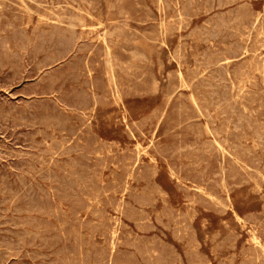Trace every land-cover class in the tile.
Masks as SVG:
<instances>
[{
	"label": "rangeland",
	"instance_id": "1",
	"mask_svg": "<svg viewBox=\"0 0 264 264\" xmlns=\"http://www.w3.org/2000/svg\"><path fill=\"white\" fill-rule=\"evenodd\" d=\"M183 1L0 0V264H264V0Z\"/></svg>",
	"mask_w": 264,
	"mask_h": 264
},
{
	"label": "bare ground",
	"instance_id": "2",
	"mask_svg": "<svg viewBox=\"0 0 264 264\" xmlns=\"http://www.w3.org/2000/svg\"><path fill=\"white\" fill-rule=\"evenodd\" d=\"M36 1H37V0H36ZM40 1H41V0H40ZM51 1H52V0H51ZM175 1H176V0H175ZM177 1H178V0H177ZM182 1H183V0H182ZM199 1H201V0H199ZM3 2H4V1H3ZM5 2H6V1H5ZM18 2H19V0H18ZM31 2H32V1H31ZM31 2H30V4H31ZM92 2H93V1H92ZM97 2H98V1H97ZM111 2H112V1H111ZM168 2H169V0H168ZM183 2H184V1H183ZM213 2H214V1H213ZM246 2H247V1H246ZM11 3H12V2H11ZM24 3H25V2H24ZM33 3H34V2H33ZM44 3H46V2H44ZM55 3H56V2H55ZM75 3H77V2H75ZM95 3H96V1H95ZM124 3L126 4V2H124ZM132 3L134 4V1H133ZM154 3H155V1H154ZM169 3H170V2H169ZM217 3H219V2L217 1ZM7 4H8V2H7ZM40 4H41V3H40ZM40 4H39V5H40ZM86 4H87V3H86ZM92 4H93V3H92ZM92 4H91V5H92ZM96 4H97V3H96ZM109 4H110V3H109ZM122 4H123V3H122ZM144 4H145V2H144ZM144 4H143V5H144ZM162 4H163V3H162ZM175 4H177V3H175ZM203 4H204V2H203ZM203 4H202V5H203ZM219 4H220V3H219ZM2 5H3V4H2ZM4 5H5V3H4ZM4 5H3V6H4ZM11 5H12V4H11ZM25 5H26V4H25ZM42 5H43V4H42ZM64 5H65V4H64ZM89 5H90V4H89ZM89 5H88V6H89ZM91 5H90V8H92ZM97 5H98V4H97ZM111 5H112V4H111ZM170 5H171V4H170ZM222 5H223V4L221 3V6H222ZM239 5H240V4H239ZM244 5H245V4H244ZM46 6H47V5H46ZM58 6H59V4H58ZM60 6H61V5H60ZM92 6H93V5H92ZM144 6H145V5H144ZM158 6H159V5H158ZM175 6H176V5H175ZM191 6H192V5H191ZM194 6H195V5H194ZM216 6H217V5H216ZM13 7H14V5H13ZM27 7H28V5H27ZM44 7H45V6H44ZM70 7H71V6H70ZM70 7H69V8H70ZM77 7H78V6H77ZM120 7H121V5H120ZM129 7H130V6H129ZM132 7H133V6H132ZM134 7H135V6H134ZM142 7H143V6H142ZM238 7H239V6H238ZM238 7H236V8H238ZM5 8H7V7H5ZM8 8H9V6H8ZM20 8H21V7H20ZM94 8L96 9V7H94ZM111 8H112V7H111ZM125 8H126V7H125ZM140 8H141V7H140ZM144 8H145V7H144ZM195 8H196V7H195ZM195 8H194L193 10H195ZM199 8H201V7L199 6ZM202 8H203V6H202ZM246 8H247V6H246ZM29 9H30V8H29ZM35 9H36V8H35ZM38 9H39V8H38ZM57 9L59 10L58 7H57ZM60 9H62V8H60ZM76 9H79V7L76 8ZM92 9H93V8H92ZM112 9H113V8H112ZM130 9H131V8H130ZM149 9H150V8H149ZM178 9H179V8H178ZM182 9H183V8H182ZM6 10H7V9H6ZM18 10H19V9H18ZM25 10H27V9H25ZM33 10H34V9H33ZM43 10H45V9H43ZM74 10H75V9H74ZM93 10H94V9H93ZM122 10H123V7H122ZM134 10H135V9H134ZM204 10H205V9H204ZM230 10H231V9H230ZM241 10H242V9H241ZM248 10H249V9H248ZM252 10H253V9H252ZM3 11H4V10H3ZM8 11H9V10H8ZM21 11H22V9H21ZM27 11H28V10H27ZM31 11H32V10H31ZM48 11H49V10H48ZM59 11H60V10H59ZM61 11H62V10H61ZM88 11H89V9H88ZM131 11H133V10H131ZM131 11H129V14H131V13H130ZM145 11H146V10H145ZM149 11H150V10H149ZM151 11H152V10H151ZM175 11H176V10H175ZM181 11H182V10H181ZM190 11H191V10H190ZM233 11H234V10H233ZM239 11H240V10H239ZM249 11H250V10H249ZM249 11H248V13H252V12H249ZM12 12H13V11H12ZM33 12H34V11H33ZM36 12H38V11H36ZM36 12H35V13H36ZM51 12H52V11H51ZM68 12H69V10H68ZM117 12H118V10H117ZM146 12H147V11H146ZM191 12H192V11H191ZM240 12H242V11H240ZM8 13H10V12H8ZM39 13H40V12H39ZM65 13H66V12H65ZM132 13H133V12H132ZM135 13H136V12H135ZM148 13H149V12H148ZM163 13H164V12H163ZM214 13H215V12H214ZM226 13H227V12H226ZM24 14H25V12H24ZM28 14H29V13H28ZM28 14H27V15H28ZM36 14H37V13H36ZM75 14H76V12H75ZM75 14H74L75 17L78 16V15H75ZM78 14H79V13H78ZM190 14H191V13H190ZM224 14H225V13H224ZM252 14H253V13H252ZM257 14H258V13H257V11H256V16H257ZM12 15H13V14H12ZM72 15H73V14H72ZM137 15H138V14H137ZM142 15H143V14H142ZM142 15H141V16H142ZM144 15H145V14H144ZM163 15H164V14H163ZM192 15L194 16V14H192ZM261 15H262V14H261ZM10 16H11V15H10ZM60 16H61V15H60ZM74 16H73V17H74ZM81 16H82V15H81ZM120 16H121V15H120ZM131 16L133 17V15H131ZM148 16H149V15H148ZM148 16H147V17H148ZM227 16H228V15H227ZM233 16H234V15H233ZM245 16H246V14H245ZM7 17H8V16H7ZM23 17H24V16H23ZM29 17H30V16H29ZM132 17H131V18H132ZM136 17H137V16H136ZM225 17H226V16H225ZM254 17H255V16H254ZM10 18H11V17H10ZM10 18H9V19H10ZM26 18H27V17H26ZM60 18H61V17H60ZM150 18H151V16L149 17V19H150ZM182 18H183V17H182ZM231 18H232V17H231ZM28 19H29V18H28ZM52 19H54V18H52ZM52 19H51V20H52ZM83 19H84V18H83ZM134 19H135V18H134ZM142 19H144V18H142ZM146 19H147V18H146ZM151 19H152V18H151ZM169 19H170V18H169ZM226 19H228V18H226ZM251 19H252V17H251ZM251 19H249V20H251ZM253 19H255V18H253ZM5 20H6V19H5ZM10 20H11V19H10ZM39 20H40V19H39ZM49 20H50V17H49ZM120 20H121V19H120ZM123 20H124V18H123ZM130 20H131V19H130ZM132 20H133V19H132ZM159 20H160V19H159ZM212 20H213V19H212ZM229 20H230V19H229ZM1 21H2V20H1ZM44 21H45V20H44ZM65 21H66V20H65ZM84 21H85V20H84ZM189 21H190V19H189ZM204 21H205V20H204ZM217 21H218V19H217ZM251 21H252V20H251ZM4 22H5V21H4ZM16 22H18V21H16ZM36 22H38V21H36ZM67 22H68V21H67ZM67 22H64V23H67ZM127 22H128V21H127ZM206 22H207V21H206ZM247 22H248V21H247ZM19 23H20V22H19ZM39 23H40V22H39ZM43 23H44V22H43ZM62 23H63V22H62ZM64 23H63V24H64ZM69 23H70V22H69ZM69 23H68V25H69ZM73 23H74V22H73ZM73 23H71V24H73ZM121 23H122V22H121ZM171 23H172V22H171ZM261 23H262V22H261ZM6 24H7V23H6ZM49 24H51V23H49ZM76 24H77V23H76ZM76 24H73V25H76ZM84 24H85V23H84ZM114 24H115V23H114ZM153 24H154V23H153ZM161 24H162V23H161ZM230 24H231V23H229V25H230ZM20 25H21V24H20ZM47 25H48V23H47ZM78 25H79V24H78ZM115 25H116V24H115ZM156 25H157V24H156ZM158 25H159V24H158ZM158 25H157V26H158ZM177 25H179V23H178ZM218 25H219V24H218ZM245 25H246V24H245ZM250 25H251V24H250ZM250 25H249V26H250ZM22 26H23V25H22ZM71 26H72V25H71ZM79 26H80V25H79ZM81 26H82V25H81ZM81 26H80V27H81ZM98 26H99V25H98ZM116 26H117V25H116ZM127 26H128V25H127ZM179 26H180V25H179ZM187 26H188V25H187ZM239 26H240V25H239ZM51 27H52V26H51ZM51 27H50V29H51ZM64 27H66V26H64ZM93 27H96V26H93ZM168 27H169V26H168ZM208 27H209V25H208ZM222 27H223V26H222ZM229 27H231V26H229ZM234 27H235V26H234ZM251 27H252V26H251ZM261 27H262V26H261ZM24 28H25V27H24ZM105 28H106V27H105ZM114 28H115V27H114ZM114 28L112 29V31L115 30ZM146 28H148V27H146ZM160 28H161V27H160ZM223 28H224V27H223ZM223 28H222V29H223ZM50 29H49V30H50ZM128 29H129V28H128ZM167 29H168V28H167ZM179 29H180V28H179ZM191 29H192V28H191ZM201 29H202V28H201ZM263 29H264V28H263ZM43 30H46V29H43ZM47 30H48V29H47ZM124 30H125V29H124ZM147 30H148V29H147ZM169 30H170V29H169ZM227 30H228V29H227ZM247 30H248V29H247ZM261 30H262V29H261ZM112 31H111V32H112ZM4 32H5V31H4ZM9 32H10V31H9ZM30 32H31V31H30ZM77 32H78V31H77ZM105 32H106V31H105ZM120 32H121V30H120ZM124 32H125V31H124ZM126 32H128V31H126ZM136 32H137V31H136ZM142 32H144V31H142ZM147 32H148V31H147ZM150 32H152V31H150ZM244 32H245V31H244ZM78 33H79V32H78ZM103 33H104V32H103ZM116 33H117V32H116ZM116 33H115V34H116ZM153 33H154V32H153ZM171 33H172V32H171ZM195 33H196V32H195ZM225 33H226V32H225ZM237 33H238V32H237ZM1 34H2V33H1ZM7 34H8V32H7ZM39 34H40V33H39ZM79 34H80V33H79ZM79 34H78V36H79ZM88 34H89V33H88ZM113 34H114V33H113ZM124 34H125V33H124ZM130 34H131V33H130ZM145 34H146V33H145ZM148 34H150V33H148ZM133 35H134V34H133ZM142 35H143V34H142ZM195 35H196V34H195ZM247 35H248V34H247ZM247 35H245V36H247ZM78 36H77V37H78ZM85 36H86V35H85ZM100 36H101V35H100ZM130 36H131V35H130ZM146 36H147V35H146ZM237 36H238V35H237ZM103 37H104V34H103ZM113 37H115V36H113ZM122 37H123V36H122ZM131 37H132V36H131ZM144 37H145V36H144ZM149 37H150V36H149ZM153 37L155 38V36H153ZM180 37H181V36H180ZM188 37H189V36H188ZM202 37H203V36H202ZM29 38H30V36H29ZM80 38H81V37H80ZM86 38H87V36H86ZM88 38H89V37H88ZM111 38H112V37H111ZM111 38H110V39H111ZM124 38H125V37H124ZM183 38H184V37H183ZM186 38H187V37H186ZM208 38H209V37H208ZM237 38H239V37H237ZM260 38H261V37H260ZM104 39H105V38H104ZM108 39H109V37H108ZM150 39H151V38H150ZM155 39H156V38H155ZM198 39H199V38H198ZM210 39H211V38H210ZM255 39H256V38H255ZM10 40H11V38H10ZM31 40H32V39H31ZM48 40H49V39H48ZM76 40H77V39H76ZM132 40H133V38H132ZM136 40H137V39H136ZM136 40H135V41H136ZM178 40H179V39H178ZM201 40H202V39H201ZM223 40H224V39H223ZM235 40H236V39H235ZM246 40H247V39H246ZM259 40H260V39H259ZM1 41H2V40H1ZM16 41H17V40H16ZM44 41H45V39H44ZM86 41H87V40H86ZM113 41H114V40H113ZM122 41H124V40H122ZM135 41H134V42H135ZM212 41H213V40H212ZM230 41H231V40H230ZM239 41H240V40H239ZM18 42H19V41H18ZM30 42H31V41H30ZM53 42H54V41H53ZM87 42H88V41H87ZM134 42H133V43H134ZM186 42H187V41H186ZM227 42H228V41H227ZM11 43H12V42H11ZM47 43H48V42H47ZM107 43H108V42H107ZM112 43H113V42H112ZM130 43H131V42H130ZM204 43H205V41H204ZM252 43H253V42H252ZM256 43H257V41H256ZM256 43H255V44H256ZM0 44H1V43H0ZM38 44H39V43H38ZM51 44H52V43H51ZM95 44H97V43H95ZM100 44H101V43H100ZM113 44H114V43H113ZM122 44H123V43H122ZM127 44H128V43H127ZM212 44H213V43H212ZM221 44H222V43H221ZM261 44H262V43H261ZM8 45H10V44H8ZM32 45H33V44H32ZM123 45H124V44H123ZM131 45H132V44H131ZM136 45H137V44H136ZM74 46H75V45H74ZM98 46H99V45H98ZM132 46H134V45H132ZM138 46H140V45H138ZM176 46H177V45H176ZM214 46H215V45H214ZM253 46H254V45H253ZM255 46H256V45H255ZM14 47H15V46H14ZM18 47H19V46H18ZM101 47H102V45H101ZM217 47H218V46H217ZM217 47H216V48H217ZM220 47H221V45H220ZM226 47H227V46H226ZM257 47H258V46H256V49H257ZM5 48H6V47H5ZM27 48H28V47H27ZM80 48H81V47H80ZM98 48H99V47H98ZM127 48H128V47H127ZM129 48H130V47H129ZM175 48H176V47H175ZM234 48H235V47H234ZM234 48H233V49H234ZM261 48H262V47H261ZM17 49H18V48H17ZM45 49H46V48H45ZM101 49H102V48H101ZM122 49H123V48H122ZM122 49H121V50H122ZM183 49H184V48H183ZM185 49H186V48H185ZM204 49H205V48H204ZM214 49H215V48H214ZM21 50H22V49H21ZM98 50H99V49H98ZM104 50H105V48H104ZM205 50H206V49H205ZM259 50H260V49H259ZM201 51H202V50H201ZM201 51H200V52H201ZM241 51H242V50H241ZM252 51H253V50H252ZM252 51H250V54L252 53ZM2 52L4 53L5 51H2ZM24 52H25V51H24ZM32 52H33V51H32ZM49 52H50V51H49ZM52 52H54V51L52 50ZM82 52H83V51H82ZM91 52H92V51H91ZM94 52H95V51H94ZM96 52H97V51H96ZM135 52H136V51H135ZM200 52H199V53H200ZM46 53H48V52H46ZM50 53H51V52H50ZM178 53H179V52H178ZM215 53H216V52H215ZM40 54H41V53H40ZM101 54H102V53H101ZM169 54H170V53H169ZM183 54H184V56H185V53H183ZM225 54H226V53H225ZM36 55H37V54H36ZM47 55H48V54H47ZM75 55H77V54H75ZM85 55H86V54H85ZM98 55H99V54H98ZM103 55H104V54H103ZM109 55H110V54H108V56H109ZM125 55H126V54H125ZM180 55H181V54H180ZM180 55H179V56H180ZM218 55H220V54H218ZM239 55H240V54H239ZM251 55H252V54H251ZM33 56H34V55H33ZM40 56H41V55H40ZM86 56H88V55H86ZM86 56H85V58H86ZM94 56H95V55H94ZM96 56H97V55H96ZM172 56H174V55H172ZM227 56L229 57V55H227ZM227 56H226V57H227ZM245 56H246V55H245ZM262 56H263V55H262ZM37 57H38V56H37ZM64 57H65V56H64ZM83 57H84V56H83ZM98 57H99V56H98ZM149 57H150V56H149ZM214 57H215V56H214ZM252 57H253V56H252ZM70 58H71V57H70ZM70 58H69V59H70ZM80 58H82V57L80 56ZM99 58H100V57H99ZM176 58H177V57H176ZM210 58H211V57H210ZM245 58H247V57H245ZM41 59H42V58H41ZM61 59H62V58H61ZM75 59H77V58H75ZM102 59H103V58H102ZM129 59H130V58H129ZM173 59H174V58H173ZM177 59H178V58H177ZM181 59H182V58H181ZM2 60H3V59H2ZM14 60H15V59H14ZM85 60H86V59H85ZM110 60H111V58H110ZM196 60H197V59H196ZM200 60H201V59H200ZM208 60H209V59H208ZM211 60H212V59H211ZM213 60H214V59H213ZM229 60H230V59H229ZM253 60H254V59H253ZM15 61H16V60H15ZM19 61H20V60H19ZM40 61H42V60H40ZM75 61H76V60H75ZM75 61H74V62H75ZM88 61H89V60H88ZM90 61H91V60H90ZM118 61H119V59H118ZM178 61H179V60H178ZM209 61H210V60H209ZM221 61H222V60H221ZM255 61H257V60L255 59ZM255 61H254V62H255ZM9 62H13V60H12V61H9ZM71 62H72V61H71ZM95 62H96V61H95ZM97 62H99V61H97ZM97 62H96V63H97ZM125 62H126V61H125ZM125 62H124V63H125ZM214 62H215V61H214ZM222 62H223V61H222ZM240 62H241V61H240ZM240 62H239V63H240ZM247 62H249V61H247ZM263 62H264V61H263ZM7 63H8V62H7ZM15 63H16V62H15ZM41 63H42V62H41ZM62 63H64V62H62ZM67 63H69V62H67ZM77 63H78V61H77ZM102 63H103V62H102ZM105 63H106V62H105ZM109 63H110V62H109ZM122 63H123V62H122ZM124 63H123V64H124ZM158 63H159V60H158ZM227 63H228V62H227ZM239 63H238V64H239ZM252 63H253V62H252ZM8 64H9V63H8ZM13 64H14V63H13ZM36 64H37V63H36ZM50 64H51V63H50ZM53 64H54V63H53ZM79 64H80V63H79ZM106 64H107V63H106ZM125 64H126V63H125ZM151 64H152V63H151ZM159 64H160V63H159ZM159 64H158V65H159ZM178 64H180V63L178 62ZM182 64H183V63H182ZM185 64H186V62H185ZM250 64H251V63H250ZM15 65H16V64H15ZM22 65H23V63H22ZM47 65H48V63H47ZM47 65H46V66H47ZM58 65H59V64H58ZM60 65H62V64H60ZM148 65H149V64H148ZM160 65H161V64H160ZM6 66H7V65H6ZM8 66H9V65H8ZM10 66H11V65H10ZM23 66H24V65H23ZM49 66H50V65H49ZM65 66H66V64H65ZM88 66H89V65H88ZM90 66H91V65H90ZM92 66H93V65H92ZM92 66H91V67H92ZM99 66H100V65H99ZM102 66H103V65H102ZM127 66H128V65H127ZM130 66H131V65H130ZM200 66H201V67H204V66H202V65H200ZM224 66H225V65H224ZM237 66H238V65H237ZM250 66H251V65H250ZM258 66H259V65H258ZM70 67H72V66H70ZM91 67H90V68H91ZM95 67H96V66H95ZM131 67L134 68V66H131ZM131 67H130V68H131ZM233 67H234V66H233ZM233 67H232V68H233ZM59 68H60V67H59ZM100 68H101V70H102V67H100ZM100 68H99L98 70H100ZM108 68H109V67H108ZM128 68H129V67H128ZM133 68H132V71L135 70V69L133 70ZM195 68H196V66H195ZM230 68H231V67H230ZM249 68H250V67H249ZM255 68H256V67H255ZM48 69H49V68H48ZM65 69H66V68H65ZM69 69H70V68H69ZM95 69H96V68H95ZM137 69H140V68H137ZM209 69H212V68H209ZM226 69H227V68H226ZM260 69H262V68H260ZM13 70H14V69H13ZM13 70H12V71H13ZM45 70H46V68H45ZM49 70H50V69H49ZM58 70H59V69H58ZM61 70H62V68H61ZM61 70H60V73H61ZM70 70H71V69H70ZM93 70H94V69H93ZM190 70H191V69H190ZM192 70H194V69H192ZM7 71H8V70H7ZM10 71H11V70H10ZM53 71H54V73H55V70H53ZM67 71H68V70H67ZM76 71H77V70H76ZM83 71H85V70H83ZM146 71H147V70H146ZM188 71H189V70H188ZM196 71H197V68H196ZM198 71H199V70H198ZM205 71H206V70H205ZM205 71H203V72H205ZM227 71H228V69H227ZM230 71H231V70H230ZM14 72H15V71H14ZM62 72H63V71H62ZM99 72H100V71H99ZM101 72H102V71H101ZM105 72H106V71H104V73H105ZM208 72H209V71H208ZM231 72H232V71H231ZM64 73H65V72H64ZM86 73H87V72H86ZM228 73H229V72H228ZM80 74H81V73H80ZM84 74H85V72H84ZM143 74H145V73H143ZM143 74H142V76H143ZM149 74H150V73H149ZM229 74H230V73H229ZM55 75H56V74H55ZM74 75H75V74H74ZM76 75H77V74H76ZM86 75H87V74H86ZM114 75H116V74H114ZM114 75H113V76H114ZM135 75H136V74H135ZM174 75H175V74H174ZM177 75H178V74H177ZM242 75H243V74H242ZM247 75H248V74H247ZM251 75H252V74H251ZM251 75H250V76H251ZM263 75H264V73H263ZM6 76H7V75H6ZM56 76H57V75H56ZM68 76H70V75H68ZM83 76H84V75H83ZM88 76H89V75H88ZM116 76H117V75H116ZM167 76L169 77L168 74H167ZM190 76H191V75H190ZM248 76H249V75H248ZM10 77H11V76H10ZM43 77H44V76H43ZM58 77H59V74H58ZM63 77H64V76H63ZM71 77H72V76H71ZM94 77H95V76H94ZM114 77H115V76H114ZM170 77L173 78L172 75H171ZM243 77H244V76H243ZM260 77H261V76H260ZM3 78H4V77H3ZM11 78H12V77H11ZM69 78H70V77H69ZM69 78H68V79H69ZM77 78H78V76H77ZM80 78H81V77H80ZM100 78H101V77H100ZM108 78H109V77H108ZM138 78H139V77H138ZM174 78H175V77H174ZM176 78H177V77H176ZM176 78H175V80H176ZM179 78H180V77H178V80H179ZM194 78H195V77H194ZM197 78H198V77H197ZM209 78H210V77H209ZM262 78H263V77H262ZM4 79H5V78H4ZM4 79H3V80H4ZM9 79H10V78H9ZM66 79H67V78H66ZM68 79H67V80H68ZM86 79H87V78H86ZM86 79H85V80H86ZM101 79H102V78H101ZM109 79H110V78H109ZM109 79H108V80H109ZM153 79H154V78H153ZM190 79H191V78H190ZM228 79H229V78H228ZM252 79H253V77H252ZM53 80H56L55 77H54ZM61 80H63V79H61ZM69 80H70V79H69ZM83 80H84V79H83ZM85 80H84V81H85ZM96 80H97V79H96ZM149 80H150V78H149ZM187 80H188V79H187ZM195 80H196V78H195ZM198 80H199V79H198ZM204 80H205V79H204ZM231 80H232V79H231ZM247 80H248V79H247ZM249 80H250V79H249ZM256 80H257V79H256ZM5 81H6V80H5ZM8 81H9V80H8ZM51 81H52V80H51ZM59 81H60V80H59ZM78 81H79V79H78ZM98 81H99V79H98ZM151 81H152V80H151ZM154 81H155V80H154ZM168 81H169V80H168ZM176 81H177V80H176ZM199 81H200V80H199ZM234 81H235V80H234ZM240 81H241V80H240ZM240 81H238V82H240ZM68 82H69V81H68ZM111 82H112V80H111ZM171 82H172V81H171ZM173 82H175V81L173 80ZM194 82H195V81H194ZM215 82H216V80H215ZM222 82H223V81H222ZM235 82H237V81H235ZM254 82H255V81H254ZM39 83H40V82H39ZM57 83H58V82H56V84H57ZM95 83H96V82H95ZM117 83H118V82H117ZM137 83H138V82H137ZM250 83H251V82H250ZM256 83H257V82H256ZM40 84H41V83H40ZM42 84H43V83H42ZM56 84H55V85H56ZM60 84H61V83H60ZM62 84H63V83H62ZM156 84H157V83H156ZM174 84H175V83H174ZM174 84H172V85H174ZM219 84H220V83H219ZM263 84H264V82H263ZM76 85H78V83H77ZM76 85H75V86H76ZM99 85H100V84H99ZM115 85H116V84H115ZM132 85H133V84H132ZM140 85H141V84H140ZM143 85H144V84H143ZM149 85H150V84H149ZM151 85H152V84H151ZM157 85H158V84H157ZM189 85H190V84H189ZM231 85H232V84H231ZM46 86H47V84H46ZM52 86H53V85H52ZM60 86H61V85H60ZM75 86H74V87H75ZM83 86H84V85H83ZM112 86H113V85H112ZM118 86H119V85H118ZM124 86H125V85H124ZM144 86H145V85H144ZM177 86H178V84H177ZM190 86H191V85H190ZM193 86H194V84H193ZM193 86H192V87H193ZM233 86H234V84H233ZM44 87H45V85H44ZM57 87H58V86H57ZM70 87H71V86H70ZM86 87H87V86H86ZM128 87H129V86H128ZM133 87H134V86H133ZM170 87H171V86H170ZM41 88H42V87H41ZM41 88H40V89H41ZM45 88H47V87H45ZM53 88H54V87H53ZM82 88H83V87H82ZM93 88H94V87H93ZM98 88H99V87H98ZM109 88H111V87L109 86ZM119 88H120V86H119ZM130 88H131V87H130ZM150 88H153V87L151 86ZM150 88H149V86H148V89H150ZM184 88H185V87H184ZM187 88H188V87H187ZM236 88H237V87H236ZM48 89H49V87H48ZM61 89H62V88H61ZM76 89H78V88L76 87ZM79 89H80V88H79ZM91 89H92V88H91ZM154 89H155V88H154ZM194 89H195V88H194ZM232 89H233V88H232ZM245 89H246V88H245ZM249 89H250V88H249ZM256 89H257V88H256ZM44 90H45V89H44ZM56 90H57V89H56ZM74 90H75V89H74ZM84 90H85V89H84ZM96 90H97V89H96ZM101 90H102V89H101ZM111 90H112V88H111ZM195 90H196V89H195ZM205 90H207V89H205ZM263 90H264V89H263ZM263 90H261V91H263ZM68 91H69V90H68ZM68 91H67V92H68ZM123 91L125 92V90H123ZM136 91H138V90H136ZM147 91H148V90H147ZM147 91H146V92H147ZM149 91H150V90H149ZM155 91H156V90H155ZM232 91H233V90H232ZM255 91H256V90H255ZM52 92H53V91H52ZM60 92H61V91H60ZM82 92H83V91H82ZM85 92H86V91H85ZM85 92H84V93H85ZM113 92H114V91H113ZM144 92H145V91H144ZM174 92H176V91L174 90ZM196 92H197V91H196ZM257 92H258V91H257ZM37 93H38V92H37ZM45 93H47V92H45ZM45 93H44V94H45ZM94 93H95V92H94ZM104 93H105V92H104ZM118 93H119V92H118ZM156 93H157V92H156ZM167 93H168V91H167ZM261 93H262V92H260V94H261ZM263 93H264V91H263ZM44 94H42V95H44ZM59 94H60V93H59ZM121 94H123V93H121ZM121 94H120V95H121ZM133 94H134V93H133ZM140 94H141V93H140ZM173 94H174V93H173ZM173 94H172V95H173ZM178 94H179V93H178ZM180 94H181V92H180ZM203 94H205V92H204ZM37 95H38V94H37ZM49 95H50V94H49ZM56 95H57V93H56ZM88 95H91V94L89 93ZM107 95H109V93H108ZM144 95H146V93H145ZM191 95H192V94H191ZM251 95H253V94H251ZM71 96H73V94H72ZM128 96H129V94H128ZM134 96H135V94H134ZM137 96H138V95H137ZM140 96H141V95H140ZM179 96H181V95H179ZM183 96H184V95H183ZM256 96H257V95H256ZM54 97H55V95H54ZM64 97H65V96H64ZM106 97H107V96H106ZM185 97H186V96H185ZM190 97H191V96H190ZM200 97H201V96H200ZM236 97H238V94L236 95ZM262 97H263V95H262ZM56 98H57V97H56ZM73 98H74V97H73ZM112 98H113V97H112ZM117 98H118V97H117ZM187 98H188V97H187ZM187 98H186V99H187ZM193 98H194V96H193ZM234 98H235V97H234ZM57 99H58V98H57ZM64 99H65V98H64ZM101 99H102V98H101ZM119 99H120V98H119ZM195 99L197 100V98H195ZM235 99H236V98H235ZM67 100H68V99H67ZM97 100H99V99H97ZM112 100H113V99H112ZM189 100H190V99H189ZM199 100H201V99L199 98ZM54 101H55V100H54ZM68 101L70 102L71 100H68ZM101 101H102V100H101ZM103 101H104V100H103ZM117 101H118V99H117ZM197 101H198V100H197ZM238 101H239V100H238ZM261 101H263V100H261ZM261 101H260V102H261ZM90 102H91V101H90ZM97 102H98V101H97ZM105 102H106V101H105ZM109 102H110V101H109ZM202 102H203V101H202ZM202 102H201V103H202ZM254 102H255V101H254ZM25 103H26V101H25ZM100 103H101V102H100ZM115 103H116V102H115ZM121 103H122V102H121ZM198 103L200 104V102H198ZM258 103H259V102H258ZM262 103H263V102H262ZM27 104H28V103H27ZM72 104H73V103H72ZM90 104H91V103H90ZM182 104H183V102H182ZM182 104H181V105H182ZM184 104H185V103H184ZM195 104H196V106H197V103H195ZM195 104H194V105H195ZM202 104H203V103H202ZM242 104H243V103H242ZM251 104H252V102H251ZM0 105H1V104H0ZM22 105H23V104H22ZM49 105H52V104H49ZM64 105H65V104H64ZM91 105H92V104H91ZM100 105H101V104H100ZM104 105H105V104H104ZM194 105H193V106H194ZM212 105H214V104H212ZM219 105H220V104H219ZM222 105H224V104H222ZM92 106H93V105H92ZM185 106H186V104H185ZM210 106H211V105H210ZM186 107H187V106H186ZM200 107H201V106H200ZM208 107H209V106H208ZM214 107H215V106H214ZM249 107H250V106H249ZM251 107H252V106H251ZM3 108H4V107H3ZM22 108H23V107H22ZM24 108H25V107H24ZM44 108H45V107H44ZM67 108H68V107H67ZM88 108H89V107H88ZM179 108H180V107H179ZM182 108H183V107H182ZM201 108H202V107H201ZM35 109H36V108H35ZM183 109H184V108H183ZM195 109H196V108H195ZM207 109H208V108H207ZM214 109H215V108H214ZM260 109H261V108H260ZM19 110H20V109H19ZM42 110H43V109H42ZM64 110H65V109H64ZM72 110H73V109H72ZM74 110H75V109H74ZM77 110H78V108H77ZM81 110H82V108H81ZM83 110H84V109H83ZM85 110H86V109H85ZM177 110H179V109H177ZM221 110H222V109H221ZM221 110H220V111H221ZM34 111H35V110H34ZM36 111H37V110H36ZM44 111H45V109H44ZM156 111H157V110H156ZM204 111H205V110H204ZM208 111H209V110H208ZM227 111L229 112V110H227ZM242 111H243V109H242ZM256 111H257V110H256ZM32 112H33V111H32ZM41 112H42V111H41ZM79 112H80V111H79ZM89 112H90V111H89ZM157 112H158V111H157ZM50 113H51V112H50ZM82 113H84V112H82ZM201 113H202V112H201ZM201 113H200V114H201ZM206 113H207V112H205V114H206ZM232 113H233V112H232ZM238 113H239V112H238ZM238 113L236 112V115H237ZM47 114H48V113H47ZM78 114H79V113H78ZM154 114H155V113H154ZM178 114H179V113H178ZM188 114H189V113H188ZM191 114H192V113H191ZM258 114H259V113H258ZM37 115H38V114H37ZM44 115H45V114H44ZM84 115H85V114H84ZM174 115H176V114H174ZM193 115H194V114H192L191 116H193ZM195 115H196V113H195ZM202 115H203V114H202ZM149 116H150V115H149ZM160 116H161V115H160ZM185 116H186V115H185ZM189 116H190V115H189ZM233 116H234V115H233ZM253 116H254V115H253ZM48 117H49V114H48ZM71 117H72V116H71ZM73 117H74V116H73ZM150 117H151V116H150ZM153 117H154V116H153ZM153 117H152V118H153ZM161 117H162V116H161ZM178 117H179V116H178ZM198 117H199V116H198ZM206 117H207V116H206ZM206 117H205V118H206ZM229 117H230V115H229ZM260 117H261V116H260ZM74 118H76V117H74ZM86 118H87V117H86ZM152 118H150V119H152ZM182 118H186V117H182ZM222 118H224V116H223ZM234 118H235V117H234ZM243 118H244V117H243ZM258 118H259V117H258ZM191 119H193V118H191ZM195 119H196V118H195ZM227 119H228V117H227ZM232 119H233V118H232ZM73 120H74V119H73ZM141 120H142V119H141ZM147 120H148V119H147ZM206 120H207V119H206ZM209 120H210V119H209ZM225 120H226V119H224V121H225ZM233 120H234V119H233ZM143 121H144V120H143ZM214 121H215V120H214ZM80 122H81V121H80ZM222 122H223V121H222ZM225 122H226V121H225ZM252 122H253V121H252ZM130 123H131V122H130ZM133 123H134V122H133ZM230 123H232V122H230ZM250 123H251V121H250ZM256 123H257V121H256ZM258 123H259V122H258ZM71 124H72V123H71ZM136 124H137V123H136ZM138 124H139V123H138ZM194 124H195V123H194ZM244 124H245V123H244ZM191 125H193V123H192ZM195 125H196V124H195ZM206 125H207V124H206ZM219 125H220V124H219ZM250 125H251V124H250ZM250 125H249V126H250ZM252 125H253V124H252ZM252 125H251V126H252ZM259 125H260V123L258 124V126H259ZM49 126H50V125H49ZM66 126H67V125H66ZM177 126L179 127V125H177ZM222 126H223V123H222ZM251 126H250V127H251ZM254 126H255V125H254ZM261 126H262V125H260V127H261ZM40 127H41V126H40ZM83 127H84V125H83ZM85 127H86V126H85ZM126 127H127V126H126ZM130 127H131V126H130ZM139 127H140V126H139ZM139 127L137 126V128H139ZM196 127H197V125H196ZM211 127H212V126H211ZM211 127H210V128H211ZM220 127H221V126H220ZM56 128H57V127H56ZM56 128H55V129H56ZM127 128H128V127H127ZM192 128H193V127L191 126V129H192ZM207 128H208V127H207ZM239 128H240V127H239ZM256 128H257V127H256ZM59 129H60V128H59ZM131 129H132V128H131ZM194 129H195V127H194ZM231 129H232V128H231ZM251 129H253V127H251ZM46 130H47V129H46ZM91 131H92V130H91ZM136 131H137V130H136ZM193 131H194V130H193ZM221 131H222V130H221ZM261 131H262V130H261ZM92 132H93V131H92ZM134 132H135V131H134ZM195 132H196V131H195ZM199 132H200V131H199ZM211 132H212V131H211ZM240 132H241V131H240ZM48 133H49V132H48ZM196 133H197V132H196ZM224 133H225V131H224ZM227 133H228V132H227ZM237 133H238V132H237ZM241 133H243V132H241ZM251 133H252V132H251ZM257 133H258V132H257ZM259 133H260V130H259ZM263 133H264V132H263ZM59 134H60V132H59ZM64 134H65V133H64ZM64 134H63V135H64ZM245 134H246V133H245ZM51 135H52V134H51ZM199 135H200V134H199ZM199 135H198V136H199ZM212 135H213V134H212ZM228 135L230 136L231 134H228ZM239 135H240V134H239ZM127 136L129 137V134H128ZM178 136H179V135H178ZM196 136H197V135H196ZM210 136H211V135H210ZM214 136H215V135H214ZM255 136H256V135H255ZM263 136H264V135H263ZM42 137H43V136H42ZM53 137H54V136H53ZM68 137H69V136H68ZM185 137H186V136H185ZM215 137H216V136H215ZM51 138H52V137H51ZM131 138H132V137H131ZM229 138H230V137H228V139H229ZM234 138H235V137H234ZM242 138H243V137H242ZM244 138H245V137H244ZM46 139H47V138H46ZM55 139H56V138H55ZM55 139H54V140H55ZM62 139H63V138H62ZM182 139H183V138H182ZM182 139H181V140H182ZM194 139H198V138H194ZM194 139H193V140H194ZM219 139H220V138H219ZM244 140H245V139H244ZM256 140H257V139H256ZM185 141H186V140H185ZM188 141H189V140H188ZM194 141H195V140H194ZM194 141H192L193 144H194ZM199 141H200V140H199ZM214 141H215V140H214ZM233 141H234V140H233ZM246 141H247V140H246ZM82 142H83V141H82ZM111 142H112V141H111ZM150 142L152 143V141H150ZM183 142H184V141H183ZM189 142H190V141H189ZM217 142H219V140H218ZM230 142H231V141H230ZM230 142H229V143H230ZM234 142H235V141H234ZM240 142H241V141H240ZM0 143H1V142H0ZM47 143H48V142H47ZM61 143H62V142H61ZM107 143H108V141H107ZM147 143H148V142H147ZM185 143H186V142H185ZM187 143H188V142H187ZM204 143H205V140H204ZM241 143H242V142H241ZM244 143H245V142H244ZM257 143H258V142H257ZM25 144H26V143H25ZM25 144H24V145H25ZM98 144H99V142H98ZM165 144H166V143H165ZM226 144H227V143H226ZM233 144H235V143H233ZM258 144H259V143H258ZM261 144H262V143H261ZM0 145H2V144H0ZM48 145H49V144H48ZM63 145H64V144H63ZM96 145H97V144H96ZM156 145H157V144H156ZM156 145H155V146H156ZM174 145H175V144H174ZM183 145H184V143H183ZM186 145H187V144H186ZM204 145H205V144H204ZM215 145H216V144H215ZM231 145H232V144H231ZM110 146H111V145H110ZM163 146H164V145H163ZM168 146H170V145H168ZM172 146H173V145H171V148L174 147V146H173V147H172ZM180 146H181V145H180ZM190 146H191V145H190ZM208 146H209V145H208ZM238 146H239V145H238ZM246 146H247V145H246ZM48 147H49V146H48ZM63 147H64V146H63ZM136 147H137V146H136ZM147 147H148V146H147ZM177 147H178V146H177ZM199 147H200V146H199ZM216 147H217V146H216ZM222 147H223V146H222ZM257 147H258V145H257ZM50 148H51V147H50ZM84 148H85V147H84ZM120 148H121V147H120ZM133 148H134V147H133ZM183 148H184V147H183ZM196 148H197V146H196ZM218 148H219V147H218ZM259 148H260V146H259ZM0 149H2V148H0ZM29 149H30V148H29ZM129 149H130V148H129ZM134 149H135V148H134ZM152 149H154V148H152ZM197 149H199V148H197ZM201 149H202V148H201ZM201 149H200V150H201ZM213 149H214V148H213ZM216 149H217V148H216ZM231 149H232V148H231ZM246 149H247V148H246ZM261 149H262V148H261ZM3 150H4V149H3ZM6 150H7V149H6ZM27 150H28V149H27ZM32 150H34V149H32ZM111 150H112V149H111ZM121 150H122V148H121ZM177 150H178V149H177ZM195 150H196V149H195ZM205 150H206V149H205ZM209 150L211 151V149H209ZM214 150H215V149H214ZM237 150H238V149H237ZM9 151H10V150H9ZM29 151H30V150H29ZM186 151H187V150H186ZM215 151H216V150H215ZM234 151H235V150H234ZM234 151H232V152H234ZM241 151H243V150H241ZM241 151H240V153H241ZM252 151H255V150H252ZM156 152H157V151H156ZM206 152H207V151H205V153H206ZM228 152H229V151H228ZM248 152H250V151H248ZM37 153H38V152H37ZM106 153H107V152H106ZM189 153H190V151H189ZM207 153H209V152H207ZM207 153H206V154H207ZM210 153H211V152H210ZM96 154H97V153H96ZM116 154H117V153H116ZM157 154H158V153H157ZM160 154H161V153H160ZM163 154H164V153H162V155H163ZM166 154H167V153H166ZM197 154H198V153H197ZM30 155H31V154H30ZM30 155H29V156H30ZM41 155H42V154H41ZM125 155H126V154H125ZM142 155H143V154H142ZM164 155H165V154H164ZM164 155H163V156H164ZM169 155H170V153H169ZM182 155H183V154H182ZM187 155H188V154H187ZM209 155H210V154H209ZM209 155H208V156H209ZM212 155H213V154H212ZM214 155H215V153H214ZM214 155H213V156H214ZM227 155H228V154H227ZM238 155H239V154H238ZM245 155H246V153H245ZM256 155H257V154H256ZM256 155H255V156H256ZM5 156H6V155H5ZM46 156H47V155H46ZM48 156H49V154H48ZM53 156H55V155H53ZM64 156H65V155H64ZM70 156H71V155H70ZM76 156H77V155H76ZM145 156H146V155H145ZM174 156H175V155H174ZM183 156H184V155H183ZM197 156H198V155H197ZM204 156H205V155H204ZM217 156H218V155H217ZM217 156H216V158H217ZM231 156H232V155H231ZM240 156H241V155H240ZM246 156H247V155H246ZM55 157H56V156H55ZM78 157H79V156H78ZM164 157H166V156H164ZM192 157H193V156H192ZM205 157H206V156H205ZM233 157H234V156H233ZM236 157H237V156H236ZM23 158H24V157H23ZM106 158H108V157H106ZM177 158H178V157H177ZM207 158H208V157H207ZM216 158H215V159H216ZM246 158H247V157H246ZM253 158H254V157H253ZM260 158H261V157H260ZM40 159H41V158H40ZM65 159H66V158H65ZM93 159H94V158H93ZM119 159H120V158H119ZM166 159H167V158H166ZM178 159H179V158H178ZM192 159H193V158H192ZM211 159H212V158H211ZM247 159H249V158H247ZM247 159H246V161H247ZM41 160H42V159H41ZM45 160H46V159H45ZM83 160H84V159H83ZM106 160H107V159H106ZM142 160H143V159H142ZM152 160H153V159H152ZM204 160H205V159H204ZM207 160H208V159H207ZM231 160L234 161V159H232V158H231ZM237 160L239 161L240 159H237ZM2 161H3V160H2ZM69 161H70V160H69ZM114 161H115V160H114ZM163 161H164V160H163ZM177 161H178V160H177ZM177 161H176V162H177ZM198 161H199V160H198ZM248 161H249V160H248ZM250 161H251V160H250ZM257 161H258V160H257ZM261 161H262V160H260V162H261ZM66 162H67V160H66ZM70 162H71V161H70ZM86 162H87V161H86ZM143 162H144V161H143ZM207 162H209V161H207ZM213 162H214V161H213ZM215 162H216V161H215ZM218 162H219V161H218ZM236 162H237V161H236ZM251 162H252V161H251ZM254 162H255V160H254ZM35 163H36V162H35ZM59 163H60V162H59ZM71 163H72V162H71ZM71 163H70V164H71ZM89 163H90V162H89ZM178 163H179V161H178ZM195 163H196V162H195ZM203 163H204V162H203ZM219 163H220V162H219ZM230 163H231V162H230ZM230 163H229V164H230ZM245 163H246V162H245ZM4 164H5V163H4ZM23 164H24V162H23ZM57 164H58V163H57ZM60 164H61V163H60ZM188 164H189V163H188ZM217 164H218V163H217ZM254 164H255V163H254ZM259 164H260V163H259ZM52 165H53V164H52ZM97 165H98V164H97ZM208 165H209V163H208ZM208 165H207V167H208ZM221 165H222V164H221ZM238 165H239V164H238ZM245 165H246V164H245ZM4 166H6V165H4ZM40 166H41V165H40ZM46 166H47V165H46ZM56 166H57V165H56ZM182 166H183V165H182ZM188 166H189V165H188ZM219 166H220V165H219ZM219 166H217V167H219ZM251 166H252V165H251ZM251 166H250V167H251ZM255 166H256V165H255ZM255 166H254V167H255ZM21 167H22V166H21ZM112 167H113V166H112ZM128 167H129V166H128ZM141 167H142V166H141ZM186 167H187V166H186ZM199 167H200V166H199ZM222 167H223V166H222ZM231 167H232V166H231ZM250 167H249V168H250ZM254 167H253V169H254ZM263 167H264V166H263ZM1 168H2V167H1ZM26 168H27V167H26ZM187 168H188V167H187ZM196 168H197V167H196ZM224 168H225V167H224ZM257 168H258V167H257ZM259 168H260V167H259ZM21 169H22V168H21ZM21 169H20V170H21ZM43 169H44V168H43ZM46 169H47V168H46ZM58 169H59V168H58ZM174 169H175V168H174ZM178 169H179V168H178ZM226 169H227V168H226ZM231 169H232V168H231ZM234 169H235V167H234ZM239 169H240V168H239ZM255 169H256V168H255ZM255 169H254V170H255ZM11 170H12V169H11ZM44 170H45V169H44ZM55 170H56V169H55ZM77 170H78V169H77ZM152 170H153V169H152ZM181 170H182V168H181ZM222 170H223V169H222ZM222 170H221V171H222ZM240 170H241V169H240ZM250 170H251V169H250ZM50 171H51V170H50ZM101 171H102V170H101ZM144 171H146V170H144ZM172 171H173V170H172ZM172 171H171V172H172ZM235 171H236V170H235ZM238 171H239V170H238ZM14 172H15V171H14ZM61 172H62V171H61ZM69 172H71V171H69ZM91 172H92V171H91ZM122 172H123V171H122ZM150 172H151V171H150ZM156 172H157V171H156ZM182 172H183V171H182ZM189 172H190V171H189ZM194 172H195V171H194ZM241 172H243V170H242ZM15 173H16V172H15ZM175 173H176V172H175ZM210 173H211V172H210ZM2 174H3V173H1V175H2ZM4 174H5V173H4ZM6 174H7V173H6ZM33 174H34V172H33ZM45 174H46V173H45ZM55 174H56V173H55ZM65 174H66V173H65ZM88 174H89V173H88ZM112 174H113V173H112ZM131 174H132V172H131ZM139 174H140V173H139ZM171 174H172V173H171ZM188 174H189V173H188ZM191 174H192V173H191ZM194 174H195V173H194ZM214 174H215V173H214ZM260 174H261V172H260ZM25 175H26V174H25ZM66 175H67V174H66ZM144 175H145V173H144ZM147 175H148V174H147ZM197 175H198V174H197ZM226 175H227V174H226ZM234 175H235V174H234ZM238 175H239V173H238ZM248 175H249V174H248ZM255 175H256V174H255ZM255 175H254V176H255ZM11 176H12V175H11ZM19 176H20V174H19ZM26 176H27V175H26ZM26 176H25V177H26ZM60 176H61V175H59L58 178H60ZM75 176H76V175H75ZM98 176H99V175H98ZM113 176H114V175H113ZM152 176H153V175H152ZM173 176H174V175H173ZM230 176H231V175H230ZM240 176H241V175H240ZM249 176H250V175H249ZM263 176H264V175H263ZM34 177H35V176H34ZM38 177L40 178V176H38ZM90 177H91V176H90ZM115 177H116V176H115ZM145 177H146V176H145ZM145 177H144V178H145ZM242 177H243V176H242ZM244 177H245V176H244ZM256 177H257V176H256ZM0 178H1V177H0ZM12 178H13V177H12ZM16 178H17V177H16ZM20 178H21V177H20ZM27 178H28V176H27ZM31 178H32V177H31ZM97 178H98V177H97ZM131 178H132V177H131ZM181 178H182V177H181ZM217 178H218V177H217ZM227 178H228V177H227ZM229 178H230V177H229ZM229 178H228V179H229ZM231 178H233V177H231ZM235 178H236V177H235ZM247 178H248V177H247ZM251 178H252V177H251ZM259 178H260V177H259ZM100 179H101V177H100ZM100 179H99V181H100ZM244 179H245V178H244ZM249 179H250V178H249ZM17 180H18V179H17ZM27 180H28V179H27ZM97 180H98V179H97ZM134 180H135V179H134ZM183 180H184V179H183ZM225 180H226V179H225ZM230 180H231V179H230ZM250 180H251V179H250ZM254 180H256V179H254ZM254 180H253V181H254ZM258 180H259V179H258ZM263 180H264V179H263ZM0 181H1V180H0ZM19 181H20V180H19ZM19 181H18V182H19ZM99 181H98V182H99ZM177 181H178V180H177ZM187 181H188V180H187ZM219 181H220V180H219ZM148 182H149V181H148ZM198 182H199V181H198ZM225 182H226V181H225ZM254 182H255V181H254ZM48 183H49V181H48ZM80 183H81V182H80ZM146 183H147V182H146ZM211 183H213V182H211ZM219 183H220V182H219ZM226 183H227V182H226ZM14 184H15V183H14ZM17 184H18V183H17ZM19 184H20V183H19ZM36 184H37V183H36ZM152 184H153V183H152ZM152 184H151V185H152ZM179 184H180V183H179ZM200 184H201V183H200ZM54 185H55V184H54ZM81 185H82V183H81ZM88 185H89V184H88ZM128 185H129V184H128ZM211 185H212V184H211ZM34 186H35V185H34ZM42 186H43V185H42ZM178 186H179V185H178ZM178 186H177V188H178ZM181 186L183 187V185H181ZM185 186H186V185H185ZM198 186H199V185H198ZM234 186H235V184H234ZM236 186H237V185H236ZM238 186H239V185H238ZM256 186H257V185H256ZM22 187H23V186H22ZM127 187H128V186H127ZM131 187H132V186H131ZM133 187H134V186H133ZM230 187H231V186H230ZM13 188H14V187H13ZM34 188H35V187H34ZM36 188H37V187H36ZM36 188H35V189H36ZM105 188H106V187H105ZM149 188H150V187H149ZM187 188H188V187H187ZM198 188H199V187H198ZM2 189H3V188H2ZM16 189H18V188H16ZM23 189H24V188H23ZM49 189H50V188H49ZM140 189H141V188H140ZM227 189H228V188H227ZM256 189H257V188H256ZM258 189H259V187H258ZM85 190H86V189H85ZM179 190H180V189H179ZM197 190H198V189H197ZM19 191H20V190H19ZM23 191H24V190H23ZM28 191H29V190H28ZM62 191H64V190H62ZM115 191H116V190H115ZM145 191H146V190H145ZM145 191H144V192H145ZM201 191H202V190H201ZM215 191H216V189H215ZM227 191H228V190H227ZM33 192H34V191H33ZM37 192H38V191H37ZM85 192H86V191H85ZM120 192H121V191H120ZM147 192H148V191H147ZM149 192H150V191H149ZM185 192H186V191H185ZM228 192H229V191H228ZM230 192H231V191H230ZM38 193H39V192H38ZM78 193H79V192H78ZM110 193H111V192H110ZM123 193H124V192H123ZM150 193H151V192H150ZM154 193H155V192H154ZM202 193H203V192H202ZM208 193H209V192H208ZM212 193H213V192H212ZM25 194H26V193H25ZM50 194H51V193H50ZM59 194H60V193H59ZM106 194H107V193H106ZM138 194H139V193H138ZM157 194H158V193H157ZM163 194H164V193H163ZM51 195H53V194H51ZM51 195H50V196H51ZM54 195H56V194H54ZM120 195H122V194H120ZM166 195H167V193H166ZM196 195H197V193H196ZM201 195H202V194H201ZM209 195H210V194H209ZM209 195H208V197H209ZM212 195H213V194H212ZM218 195H219V194H218ZM43 196H44V195H43ZM123 196H124V195H123ZM186 196H187V195H186ZM38 197H39V196H38ZM101 197H102V196H101ZM129 197H131V196H129ZM147 197H148V196H147ZM208 197H207V198H208ZM214 197H215V196H214ZM46 198H47V197H46ZM56 198H57V197H56ZM91 198H92V197H91ZM112 198H113V197H112ZM118 198H119V197H118ZM122 198H123V197H122ZM187 198H188V197H187ZM211 198H213V197H211ZM221 198H222V197L220 196L219 199H221ZM15 199H16V198H15ZM87 199L89 200V198H87ZM128 199H129V198H128ZM131 199H132V198H131ZM161 199H162V198H161ZM188 199H189V198H188ZM195 199H196V198H195ZM197 199H198V198H197ZM45 200H46V199H45ZM71 200H72V199H71ZM100 200H101V199H100ZM104 200H106V199H104ZM110 200H111V199H110ZM189 200H190V199H189ZM205 200H206V199H205ZM207 200H208V199H207ZM225 200H226V198H225ZM225 200H224V201H225ZM97 201H98V200H96V202H97ZM127 201H128V200H127ZM151 201H152V200H151ZM193 201L195 202V200H193ZM212 201H213V199H212ZM43 202H45L44 199H43ZM55 202H57V201H55ZM64 202H65V201H64ZM161 202H162V201H161ZM164 202H165V201H164ZM25 203H26V202H25ZM49 203H50V202H49ZM60 203H61V202H60ZM67 203H68V202H67ZM98 203L100 204L101 201H99ZM130 203H131V202H130ZM153 203H154V202H153ZM209 203L211 204L210 200H209ZM212 203H213V202H212ZM219 203H220V202H219ZM8 204H9V203H8ZM61 204H62V203H61ZM136 204H137V203H136ZM227 204H228V203H227ZM227 204H226V205H227ZM19 205H20V204H19ZM97 205H98V204H97ZM100 205H102V204H100ZM111 205H112V204H111ZM120 205H121V204H120ZM120 205H119V206H120ZM199 205H200V204H199ZM202 205H203V204H202ZM218 205H219V204H218ZM226 205H225V206H226ZM228 205H229V204H228ZM262 205H263V204H262ZM4 206H5V205H4ZM60 206H61V205H60ZM123 206H124V205H123ZM207 206H208V205H207ZM223 206H224V205H223ZM12 207H13V206H12ZM42 207H43V205H42ZM46 207H47V206H46ZM69 207H72V205L69 206ZM69 207H67V208H69ZM141 207H142V206H141ZM163 207H164V206H163ZM187 207H188V206H187ZM216 207H217V206H216ZM227 207H228V206H227ZM231 207H232V206H231ZM3 208H4V207H3ZM91 208H92V207H91ZM100 208H101V207H100ZM111 208H112V207H111ZM127 208H128V207H127ZM203 208H204V207H203ZM262 208H263V207H262ZM10 209H11V208H10ZM76 209H80V208L77 207ZM89 209H90V208H89ZM89 209H88V210H89ZM190 209H191V208H190ZM206 209H207V208H206ZM209 209H211V208H209ZM209 209H208V210H209ZM217 209H218V208H217ZM13 210H14V209H13ZM136 210H137V209H136ZM170 210H171V209H170ZM219 210H221V209H219ZM263 210H264V209H263ZM55 211H56V210H55ZM89 211H90V210H89ZM106 211H107V210H106ZM112 211H113V210H112ZM134 211H135V210H134ZM189 211H190V210H189ZM214 211H216V210H214ZM21 212H22V211H21ZM121 212H122V211H121ZM181 212H182V211H181ZM216 212H217V211H216ZM218 212H220V211H218ZM28 213H29V212H28ZM90 213H91V212H90ZM130 213H131V212H130ZM172 213H173V212H172ZM14 214H15V213H14ZM25 214H27V213H25ZM108 214H109V213H108ZM110 214H111V213H110ZM174 214H175V213H174ZM179 214H181V213H179ZM220 214H221V213H220ZM67 215H68V214H67ZM121 215H122V213H121ZM169 215H170V214H169ZM175 215H177V214H175ZM251 215H252V213H251ZM253 215H254V214H253ZM7 216H8V215H7ZM17 216H18V215H17ZM27 216H28V215H27ZM33 216H35V215H33ZM77 216H78V215H77ZM106 216H107V215H106ZM116 216H117V215H116ZM123 216H124V215H123ZM149 216H150V215H149ZM184 216H185V215H184ZM29 217H30V216H29ZM48 217H49V215H48ZM48 217H47V218H48ZM65 217H66V216H65ZM79 217H80V216H79ZM104 217H105V216H104ZM244 217H245V216H244ZM249 217H250V215H249ZM253 217H254V216H253ZM40 218H41V217H40ZM135 218H136V217H135ZM162 218H163V217H162ZM245 218H246V217H245ZM255 218H256V217H255ZM255 218H254V219L252 218V219L254 220V221L252 220L253 222H255ZM96 219H97V218H96ZM168 219H169V218H168ZM247 219H248V217H247ZM249 219H251V218H249ZM49 220H50V219H49ZM110 220H111V219H110ZM112 220H113V219H112ZM115 220H117V219H115ZM154 220H155V218H154ZM244 220H245V219H244ZM256 220H258V219H256ZM68 221H69V220H68ZM117 221H118V220H117ZM128 221H129V220H128ZM145 221H146V220H145ZM241 221H242V220H241ZM246 221H247V220H246ZM102 222H103V221H102ZM132 222H133V221H132ZM191 222H192V221H191ZM247 222H248V221H247ZM257 222H258V221H257ZM260 222H262V221H260ZM111 223H112V222H111ZM133 223H134V222H133ZM146 223H147V222H146ZM165 223H166V222H165ZM183 223H184V222H183ZM263 223H264V222H263ZM112 224H113V223H112ZM116 224H117V223H116ZM68 225H69V224H68ZM125 225H126V223H125ZM159 225H160V224H159ZM161 225H163V224H161ZM174 225H175V223H174ZM261 225H262V224H261ZM7 226H8V225H7ZM62 226H63V225H62ZM69 226H70V225H69ZM134 226H135V225H134ZM151 226H152V224H151ZM175 226H176V225H175ZM250 226H251V225H250ZM258 226H260V225H258ZM24 227H25V226H24ZM56 227H57V226H56ZM67 227H68V226H67ZM120 227H121V226H120ZM129 227H130V226H129ZM129 227H128V228H129ZM142 227H143V226H142ZM226 227H227V226H226ZM252 227H253V226H252ZM0 228H1V227H0ZM3 228H4V227H3ZM10 228H11V227H10ZM12 228H13V227H12ZM12 228H11V229H12ZM54 228H55V227H54ZM84 228H85V227H84ZM155 228H156V227H155ZM256 228H257V227H256ZM263 228H264V227H263ZM263 228H262V229H263ZM16 229H17V228H16ZM16 229H15V230H16ZM20 229H21V228H20ZM90 229H91V228H90ZM104 229H105V228H104ZM117 229H118V228H117ZM123 229H124V228H123ZM146 229H147V228H146ZM35 230H36V229H35ZM86 230H87V229H86ZM153 230H154V229H153ZM167 230H168V229H167ZM173 230H174V228H173ZM107 231H108V230H107ZM114 231H115V230H114ZM148 231H149V230H148ZM175 231H176V230H175ZM177 231H178V230H177ZM248 231H249V230H248ZM112 232H113V231H112ZM122 232H123V231H122ZM126 232H127V231H126ZM160 232H161V231H160ZM230 232H231V231H230ZM53 233H54V232H53ZM96 233H97V232H96ZM129 233H130V232H129ZM129 233H128V234H129ZM189 233H190V231L188 232V234H189ZM191 233H192V232H191ZM232 233H233V232H232ZM0 234H1V233H0ZM4 234H5V233H4ZM63 234H64V233H63ZM82 234H83V233H82ZM82 234H81V235H82ZM94 234H95V233H94ZM100 234H101V233H100ZM118 234H119V233H118ZM128 234H127V235H128ZM136 234H137V233H136ZM181 234H182V233H181ZM184 234H185V233H184ZM188 234H187V235H188ZM247 234H248V233H247ZM6 235H8V234H6ZM29 235H30V234H29ZM45 235H46V234H45ZM45 235H44V236H45ZM49 235H51V233H50ZM113 235H114V234H113ZM155 235H156V234H155ZM187 235H186V236H187ZM214 235H215V234H214ZM233 235H234V234H233ZM42 236H43V235H42ZM88 236H89V235H88ZM97 236H98V235H97ZM122 236H123V235H122ZM136 236H137V235H136ZM188 236H189V235H188ZM190 236H191V235H190ZM230 236H231V234H230ZM230 236H229V237H230ZM238 236H239V235H238ZM83 237H84V236H83ZM85 237H86V236H85ZM130 237H131V236H130ZM133 237H134V236H133ZM143 237L145 238V236H143ZM183 237H184V236H183ZM212 237H213V236H212ZM255 237H256V236H255ZM72 238H73V237H72ZM138 238H139V237H138ZM149 238H150V237H149ZM149 238H148V239H149ZM187 238H188V237H187ZM191 238H192V236H191ZM214 238H215V237H214ZM256 238H257V237H256ZM94 239H95V236H94ZM142 239H143V238H142ZM180 239H181V237H180ZM184 239H185V237H184ZM188 239H189V238H188ZM194 239H195V237H194ZM194 239H193V240H194ZM226 239H227V238H226ZM226 239H225V240H226ZM189 240H190V239H189ZM252 240H253V239H252ZM36 241H37V240H36ZM92 241H93V240H92ZM104 241H105V240H104ZM132 241H134V240H132ZM149 241H150V240H149ZM160 241H161V239H160ZM221 241H222V240H221ZM221 241H220V242H221ZM256 241H257V240H256ZM262 241L264 242L263 239H262ZM63 242H64V241H63ZM68 242H69V241H68ZM73 242H74V241H73ZM164 242H166V241H164ZM177 242H179V241H177ZM246 242H247V241H246ZM251 242H253V241H251ZM258 242H259V241H258ZM36 243H37V242H36ZM65 243H66V242H65ZM90 243H91V242H90ZM119 243H120V242H119ZM157 243H158V242H157ZM161 243H162V242H161ZM187 243H188V242H187ZM187 243H186V245H187ZM212 243H213V242H212ZM234 243H235V242H234ZM40 244H41V243H40ZM42 244H43V243H42ZM42 244H41V245H42ZM63 244H64V243H63ZM85 244H86V243H85ZM111 244H112V243H111ZM155 244H156V243H155ZM189 244H190V243H189ZM225 244H226V243H225ZM243 244H244V243H243ZM254 244H255V243H254ZM257 244H258V243H257ZM66 245H67V244H66ZM68 245H69V244H68ZM156 245H157V244H156ZM164 245H165V244H164ZM166 245H167V244H166ZM170 245H171V244H170ZM199 245H200V244H199ZM199 245H198V246H199ZM218 245H219V244H218ZM77 246H78V245H77ZM88 246H89V245H88ZM121 246H122V245H121ZM124 246H125V245H124ZM154 246H155V245H154ZM168 246H169V245H168ZM228 246H229V245H228ZM233 246H234V245H233ZM253 246H254V245H253ZM255 246H256V245H255ZM109 247H110V246H109ZM109 247H108V248H109ZM156 247H158V246H156ZM173 247H174V246H173ZM181 247H182V246H181ZM195 247H196V246H195ZM216 247H217V246H216ZM223 247H224V245H223ZM30 248H31V247H30ZM35 248H36V247H35ZM53 248H54V247H53ZM85 248H87V246H86ZM89 248H90V247H89ZM190 248H191V246H190ZM193 248H194V247H193ZM196 248H197V247H196ZM246 248H247V247H246ZM143 249H144V248H143ZM166 249H167V248H166ZM191 249H192V248H191ZM191 249H190V250H191ZM219 249H220V248H219ZM233 249H234V248H233ZM256 249H258V248H256ZM43 250H45V249H43ZM50 250H51V249H50ZM123 250H124V249H123ZM153 250H154V248H153ZM170 250H171V249H170ZM244 250H245V249H244ZM40 251H41V250H40ZM164 251H165V250H163V252H164ZM191 251H192V250H191ZM249 251H250V249H249ZM112 252H113V251H112ZM122 252H123V251H122ZM124 252H125V251H124ZM127 252H128V250H126V254H127ZM136 252H137V251H136ZM153 252H154V251H153ZM163 252H162V254H163ZM166 252H167V251H166ZM81 253H82V252H81ZM134 253H135V252H134ZM154 253H155V252H154ZM178 253H179V252H178ZM198 253H199V252H198ZM202 253H203V252H202ZM258 253L261 255L260 252H258ZM31 254H32V253H31ZM31 254H30V255H31ZM120 254H121V253H120ZM141 254H142V253H141ZM61 255H62V254H60L59 256H61ZM113 255H114V254H113ZM138 255H139V254H138ZM214 255H215V254H214ZM249 255H251V254H249ZM139 256H140V255H139ZM143 256H144V255H143ZM198 256H199V255H198ZM251 256H252V255H251ZM254 256H255V255H254ZM256 256H257V255H256ZM262 256H263V255H262ZM53 257H54V256H53ZM180 257H181V256H180ZM188 257H189V256H188ZM203 257H204V255H203ZM233 257H234V256H233ZM243 257H244V256H243ZM27 258H28V257H27ZM47 258H48V257H47ZM173 258H174V257H173ZM244 258H245V257H244ZM258 258H259V257H258ZM205 259H208V258L205 257ZM229 259H230V258H229ZM241 259H242V258H241ZM259 259H260V258H259ZM261 259H262V258H261ZM96 260H97V259H96ZM133 260H134V259H133ZM135 260H136V259H135ZM154 260H155V259H154ZM167 260H168V259H167ZM173 260H174V259H173ZM201 260H202V259H201ZM242 260H243V259H242ZM22 261H23V260H22ZM30 261H31V260H30ZM30 261H29V262H30ZM45 261H46V260H45ZM47 261H48V260H47ZM121 261H122V260H121ZM121 261H120V262H121ZM123 261H124V260H123ZM141 261H142V259H141ZM168 261H169V260H168ZM196 261H197V260H196ZM218 261H219V260H218ZM255 261H256V260H255ZM19 262H21V261H19ZM26 262H27V261H26ZM36 262H37V261H36ZM219 262H220V261H219ZM228 262H229V261H228ZM241 262H242V261H241ZM169 263H170V262H169ZM221 263H222V262H221ZM231 263H232V262H231ZM255 263H257V261H256ZM23 264H24V263H23ZM48 264H49V263H48ZM50 264H51V263H50ZM68 264H69V263H68ZM121 264H122V262H121ZM132 264H134V263H132ZM182 264H183V263H182ZM210 264H211V263H210ZM217 264H218V263H217ZM219 264H220V263H219ZM242 264H243V263H242Z\"/></svg>",
	"mask_w": 264,
	"mask_h": 264
}]
</instances>
